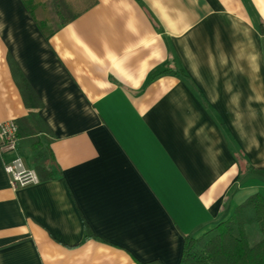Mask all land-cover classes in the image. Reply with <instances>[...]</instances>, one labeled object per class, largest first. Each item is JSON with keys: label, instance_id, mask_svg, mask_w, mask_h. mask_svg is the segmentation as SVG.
Listing matches in <instances>:
<instances>
[{"label": "crops", "instance_id": "obj_1", "mask_svg": "<svg viewBox=\"0 0 264 264\" xmlns=\"http://www.w3.org/2000/svg\"><path fill=\"white\" fill-rule=\"evenodd\" d=\"M72 1L47 38L0 0V264H178L264 194V0Z\"/></svg>", "mask_w": 264, "mask_h": 264}, {"label": "trees", "instance_id": "obj_2", "mask_svg": "<svg viewBox=\"0 0 264 264\" xmlns=\"http://www.w3.org/2000/svg\"><path fill=\"white\" fill-rule=\"evenodd\" d=\"M24 1L47 38L79 13L73 9L72 0ZM89 1V4L94 2ZM259 30L264 33V21ZM38 156L36 159L42 157ZM38 166L40 163L35 164L39 171ZM259 173L262 175L264 171ZM183 238L178 264H264V194L249 195L227 219L197 237L184 235ZM137 264L163 263L154 259Z\"/></svg>", "mask_w": 264, "mask_h": 264}, {"label": "built area", "instance_id": "obj_3", "mask_svg": "<svg viewBox=\"0 0 264 264\" xmlns=\"http://www.w3.org/2000/svg\"><path fill=\"white\" fill-rule=\"evenodd\" d=\"M17 125L14 120L0 123V148L14 150L17 141ZM3 169L11 176V183L14 187L34 184L39 181L37 172L27 167L20 156L14 157L10 162L3 165Z\"/></svg>", "mask_w": 264, "mask_h": 264}]
</instances>
